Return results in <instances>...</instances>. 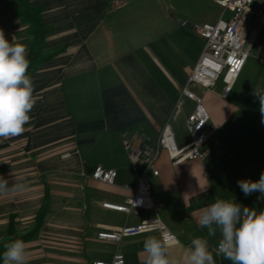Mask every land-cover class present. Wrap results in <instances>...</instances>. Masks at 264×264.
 Masks as SVG:
<instances>
[{
    "label": "crops",
    "instance_id": "1",
    "mask_svg": "<svg viewBox=\"0 0 264 264\" xmlns=\"http://www.w3.org/2000/svg\"><path fill=\"white\" fill-rule=\"evenodd\" d=\"M162 1L131 0L118 7L114 0H31L44 7V21L51 27L46 50H64L30 75L39 99L24 133L0 140V176L27 182L24 193L0 195V246L12 219L19 230L28 229L46 208L39 231L25 241L28 264L110 263L117 253L125 256V264H144L143 241L159 232L121 242L101 240L98 233L157 216L177 236L173 254H183L195 237L207 238L214 249L220 233L208 236L207 229L198 226L200 209L220 198L264 210V199H257L260 193L245 196L237 184L258 180L264 172L259 107L246 110L240 127L246 133L234 143L235 149L221 139L222 129L246 108L239 106L238 80L228 98L221 95L223 87L197 88L211 116L210 154L177 168L166 152L162 154L160 174H147L155 211L127 214L103 206L125 203L137 186L138 173L122 133L141 129L158 137L204 47L194 25L218 20L180 25L174 20L170 25L167 9L162 15ZM12 14L10 0H0V29L9 42L15 35L29 50L26 26ZM193 108L194 102L187 100L184 112L171 121L179 144L189 140V135L178 140L177 130H187ZM214 142L219 144L216 152ZM98 165L118 171L114 184L91 178ZM214 259L216 264H231L223 256Z\"/></svg>",
    "mask_w": 264,
    "mask_h": 264
},
{
    "label": "built area",
    "instance_id": "2",
    "mask_svg": "<svg viewBox=\"0 0 264 264\" xmlns=\"http://www.w3.org/2000/svg\"><path fill=\"white\" fill-rule=\"evenodd\" d=\"M131 0H114L118 7ZM257 0H216L221 8L219 19L213 23L195 24L194 29L204 40V47L198 62L188 73L187 79L180 89L176 104L167 123L157 138H153L144 130H127L122 133V144L127 151L132 168L138 173L137 186L131 198L125 203L104 202L103 206L112 210L130 214L134 210L155 211L152 201V189L147 174L158 176L157 167L162 154L166 152L173 167L177 168L193 160H205L210 150L209 123L211 120L201 88L212 91L221 80L222 97L228 98L234 84L242 73L247 59L252 53L255 40L247 36V26L253 13V5ZM264 63V58H260ZM194 102V108L187 116L186 128L189 140L179 144L176 140L171 121L179 117L185 109L186 101ZM91 178L108 184H114L118 171L98 165L93 169ZM148 232H159L160 235L172 232L158 216L145 219L136 225H124L116 231H101V240L121 242L125 237ZM96 264H125V256L117 253L112 262L98 261Z\"/></svg>",
    "mask_w": 264,
    "mask_h": 264
},
{
    "label": "clouds",
    "instance_id": "3",
    "mask_svg": "<svg viewBox=\"0 0 264 264\" xmlns=\"http://www.w3.org/2000/svg\"><path fill=\"white\" fill-rule=\"evenodd\" d=\"M28 46L11 42L0 29V140L20 136L30 122V112L39 97L34 95V82L28 69ZM259 100L261 123L264 124V89L254 88ZM13 175V174H11ZM245 196L260 193L264 199V172L258 180L237 181ZM27 191V182L0 176V195H17ZM197 224L207 229L208 236L220 238L212 249L205 237L191 239L183 254H173L175 237L170 233L149 235L143 241L144 264H216L215 256H223L231 264H264V210L257 211L235 199L216 198L199 210ZM2 264H28L29 253L23 239L4 244Z\"/></svg>",
    "mask_w": 264,
    "mask_h": 264
},
{
    "label": "rangeland",
    "instance_id": "4",
    "mask_svg": "<svg viewBox=\"0 0 264 264\" xmlns=\"http://www.w3.org/2000/svg\"><path fill=\"white\" fill-rule=\"evenodd\" d=\"M160 5L163 17L167 9L170 25L174 24V20L178 25L183 21L190 23H201L205 19L215 21L219 19L222 11L217 4L214 6L211 0H164ZM247 36L255 40L254 47L235 86L236 90L242 91L239 106L246 108L238 113L230 125L222 129L221 136L224 145L226 142L233 144L231 147L227 144L232 149H235L234 143L239 144V139L246 133V130L240 128L246 110L249 107H259V100L253 95L254 88L264 89V64L260 60V58H264V0H257L253 5V13L247 26ZM222 87L223 83L220 80L216 89L219 90ZM187 135L186 129L179 128L177 130L178 140L187 139ZM225 147L227 148V146ZM211 148L216 152L219 149L218 142H214ZM229 149H225L226 152L228 151L226 155H230Z\"/></svg>",
    "mask_w": 264,
    "mask_h": 264
},
{
    "label": "trees",
    "instance_id": "5",
    "mask_svg": "<svg viewBox=\"0 0 264 264\" xmlns=\"http://www.w3.org/2000/svg\"><path fill=\"white\" fill-rule=\"evenodd\" d=\"M10 2L13 6L12 16L18 18L26 26V37L29 42L28 59L30 61L28 75H32L38 71L43 63L59 54L64 48L54 50H46L45 48L46 38L51 32V27L46 25L44 21V7L32 3L31 0H10ZM45 209V207L42 209L34 224L28 229L19 230L13 219L10 221L7 235L0 246V264H2L5 243L16 238L24 241L34 238L43 223Z\"/></svg>",
    "mask_w": 264,
    "mask_h": 264
}]
</instances>
